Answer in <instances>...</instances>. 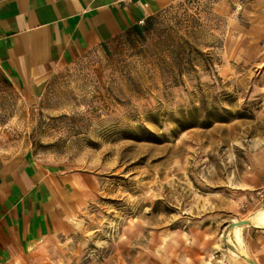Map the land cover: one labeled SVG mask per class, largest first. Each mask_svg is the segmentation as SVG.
<instances>
[{"label":"rangeland","instance_id":"1","mask_svg":"<svg viewBox=\"0 0 264 264\" xmlns=\"http://www.w3.org/2000/svg\"><path fill=\"white\" fill-rule=\"evenodd\" d=\"M1 132L67 181L57 264H210L264 210V0H178L30 97L1 81Z\"/></svg>","mask_w":264,"mask_h":264},{"label":"crops","instance_id":"2","mask_svg":"<svg viewBox=\"0 0 264 264\" xmlns=\"http://www.w3.org/2000/svg\"><path fill=\"white\" fill-rule=\"evenodd\" d=\"M176 1L0 0V82L30 97L62 68L133 34ZM4 134L10 133H0V264H57L62 252L73 250L79 229L67 181ZM258 155L264 166V150ZM263 229H231V244L215 251L210 264H250L246 258L264 264ZM172 264L202 262L190 256Z\"/></svg>","mask_w":264,"mask_h":264},{"label":"bare ground","instance_id":"3","mask_svg":"<svg viewBox=\"0 0 264 264\" xmlns=\"http://www.w3.org/2000/svg\"><path fill=\"white\" fill-rule=\"evenodd\" d=\"M244 220L248 221V224H245V225H252V226L254 225L256 227H264V210L259 211L256 214H254L251 218L244 219ZM235 222H237V221H235ZM242 226H244V225H242ZM235 227H236V225L234 227H232L231 229L234 230ZM238 254H240V255H242L244 257H247V254L245 252H243V251H238Z\"/></svg>","mask_w":264,"mask_h":264},{"label":"water","instance_id":"4","mask_svg":"<svg viewBox=\"0 0 264 264\" xmlns=\"http://www.w3.org/2000/svg\"><path fill=\"white\" fill-rule=\"evenodd\" d=\"M245 224H248V221L247 220H239V221H237V222H235V221H232V222H230L227 226L228 227H232V226H235V225H245ZM247 260H248V262L250 263V264H256L254 261H252L251 259H249V258H246Z\"/></svg>","mask_w":264,"mask_h":264},{"label":"trees","instance_id":"5","mask_svg":"<svg viewBox=\"0 0 264 264\" xmlns=\"http://www.w3.org/2000/svg\"><path fill=\"white\" fill-rule=\"evenodd\" d=\"M151 20H152V18H151V19H150L145 25H143L140 29L134 31L133 34H134V35H138V34L142 33L143 30H144L145 28H147V26L149 25V23L151 22Z\"/></svg>","mask_w":264,"mask_h":264},{"label":"built area","instance_id":"6","mask_svg":"<svg viewBox=\"0 0 264 264\" xmlns=\"http://www.w3.org/2000/svg\"><path fill=\"white\" fill-rule=\"evenodd\" d=\"M139 23H140V24H142V23H143V21L141 20Z\"/></svg>","mask_w":264,"mask_h":264}]
</instances>
